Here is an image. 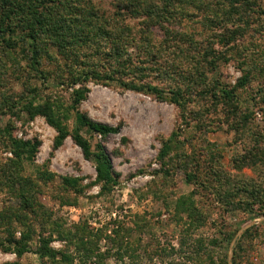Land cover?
I'll list each match as a JSON object with an SVG mask.
<instances>
[{"label":"rangeland","instance_id":"rangeland-1","mask_svg":"<svg viewBox=\"0 0 264 264\" xmlns=\"http://www.w3.org/2000/svg\"><path fill=\"white\" fill-rule=\"evenodd\" d=\"M86 1L110 20L95 25L123 40L121 79L99 78L109 64L55 37L34 56L0 38V247L12 246L0 264H264V12L238 20V0L217 10L182 0L176 11L188 15L173 27L201 42L185 57L147 16ZM143 31L149 57L136 45ZM45 104L70 133L77 110L118 129L105 139L82 130L93 152L102 144L112 181L97 179L95 156L71 134L55 147L57 128L29 111Z\"/></svg>","mask_w":264,"mask_h":264},{"label":"trees","instance_id":"trees-1","mask_svg":"<svg viewBox=\"0 0 264 264\" xmlns=\"http://www.w3.org/2000/svg\"><path fill=\"white\" fill-rule=\"evenodd\" d=\"M168 1V0H166ZM197 7L206 6L211 10H217L216 5L222 6L225 4L223 0H193ZM257 0H252L256 2ZM88 2L86 0H0V38L7 42L8 46H16L19 42H27L28 50L33 52V56L38 53V43L44 37H55L62 47H65L71 54L79 55V59L88 63L89 60H94V56L98 57V61H105V64L111 66L110 69H106L104 73L98 75L101 79H121L116 73L122 72L124 67L120 64V57L123 50V40L114 32L110 33L106 30V27L102 28L101 25H108L109 19H104L98 9L94 6L93 8L85 7L84 3ZM182 0H169L160 4L156 0H116V4L123 9H127L128 13H133V15L142 16L145 15L149 18L151 23L149 24H160L165 31L164 42L171 44L174 49H171L174 54L175 51L187 56L191 54L193 56L194 51L200 49V41H196L187 36L184 31L177 27H181L180 23L177 27H173L179 20H182L187 16L184 13L181 16L180 12L176 11V8L183 9ZM89 3V2H88ZM236 4L242 7V12L238 20H241L242 16L247 18H257L259 14L264 12L261 6L257 9H253L251 0H238ZM171 6V14L166 11V7ZM94 9V10H93ZM177 9V10H178ZM201 9V8H199ZM104 21V22H100ZM112 24V23H111ZM110 24V25H111ZM98 26L96 33H92L93 27ZM149 32V31H148ZM143 40L148 39V34L143 31ZM140 41V42H141ZM182 42V43H181ZM137 48H145L144 52L147 53V57L151 56V50L146 46V41L141 44L137 43ZM178 48L175 49V47ZM193 51H192V48ZM93 48V49H92ZM162 47H156V55L158 56L162 51ZM89 50V51H87ZM92 50V51H91ZM89 59V60H88ZM188 63H193L192 68L194 70V65H198L199 60L197 59H187L184 58ZM210 58V62H212ZM210 66V63H207ZM201 65V63L199 64ZM194 74V73H193ZM124 80V79H123ZM126 84V82L124 81ZM83 89H77L75 91L74 106L79 104V102L85 97ZM29 111L32 115L37 113L43 114L47 117L48 121L57 128V135L55 137V147L60 146L64 139L68 135H72L73 140L78 144L85 157L89 158L94 155L97 162V179L108 184L112 181V165L111 161L102 148L101 143H97V151L93 152L92 145L89 139H87L83 134L82 130L87 129L93 132L100 138L105 139L110 133H115L118 131L117 128L110 125L97 122L89 118V116L81 111H76L75 114V127L70 133L68 127L63 124L60 117H54L52 111L48 104L39 105L37 107H30ZM14 143L21 146V148H26L29 152H34V145L30 146V142H22L19 139L14 138ZM65 181L71 186L78 184L77 178H66ZM211 186L210 184H206ZM252 227L245 230L244 233L251 231ZM19 247L15 246L13 250L18 254L22 255L28 250L25 243H20L16 241ZM15 243V244H16ZM3 250H11V245H2ZM43 254V252H41ZM236 255V251L235 254ZM235 259V258H234Z\"/></svg>","mask_w":264,"mask_h":264}]
</instances>
